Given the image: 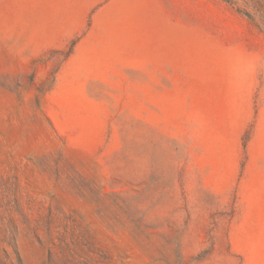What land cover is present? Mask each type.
I'll list each match as a JSON object with an SVG mask.
<instances>
[{"label":"rangeland","instance_id":"1","mask_svg":"<svg viewBox=\"0 0 264 264\" xmlns=\"http://www.w3.org/2000/svg\"><path fill=\"white\" fill-rule=\"evenodd\" d=\"M0 264H264V0H0Z\"/></svg>","mask_w":264,"mask_h":264}]
</instances>
